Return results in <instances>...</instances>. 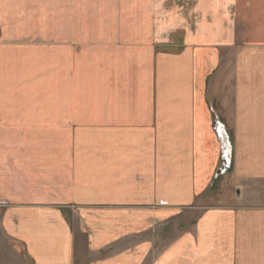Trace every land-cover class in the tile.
<instances>
[{
    "label": "crops",
    "instance_id": "obj_1",
    "mask_svg": "<svg viewBox=\"0 0 264 264\" xmlns=\"http://www.w3.org/2000/svg\"><path fill=\"white\" fill-rule=\"evenodd\" d=\"M196 14L176 52L87 43L93 100L56 118L54 42H0L4 264H264V0Z\"/></svg>",
    "mask_w": 264,
    "mask_h": 264
},
{
    "label": "rangeland",
    "instance_id": "obj_2",
    "mask_svg": "<svg viewBox=\"0 0 264 264\" xmlns=\"http://www.w3.org/2000/svg\"><path fill=\"white\" fill-rule=\"evenodd\" d=\"M196 3L197 0H0V42L41 39L54 42L56 118L61 113L57 112V107L66 108L68 104L78 107L93 100L87 99L84 92L85 86L93 84V78L85 76L84 70L88 67L82 62L87 43L162 42L156 45L157 50L176 52L180 42L185 40L186 31L194 32V18L198 16ZM67 43H74V46L69 47ZM72 60L76 63L72 64ZM224 61L225 57L220 60V71L226 66ZM204 76L207 79L203 81L209 89L210 73ZM217 80L220 79L216 78V83ZM221 126L216 120L214 129L220 132L223 147L220 150L221 171L212 176L213 181L226 176L232 165L233 147ZM75 129L55 125L54 145L57 138L61 141L64 136L75 133ZM54 149L68 150L67 143L60 142ZM14 246L12 240L0 239V264L5 263L4 256H9ZM9 262L15 261L10 257Z\"/></svg>",
    "mask_w": 264,
    "mask_h": 264
},
{
    "label": "bare ground",
    "instance_id": "obj_3",
    "mask_svg": "<svg viewBox=\"0 0 264 264\" xmlns=\"http://www.w3.org/2000/svg\"><path fill=\"white\" fill-rule=\"evenodd\" d=\"M220 129L222 130V133H224V134H225V131H224V129H223V128H220ZM224 134H222V136H223Z\"/></svg>",
    "mask_w": 264,
    "mask_h": 264
},
{
    "label": "built area",
    "instance_id": "obj_4",
    "mask_svg": "<svg viewBox=\"0 0 264 264\" xmlns=\"http://www.w3.org/2000/svg\"><path fill=\"white\" fill-rule=\"evenodd\" d=\"M221 170H219V172H220Z\"/></svg>",
    "mask_w": 264,
    "mask_h": 264
}]
</instances>
